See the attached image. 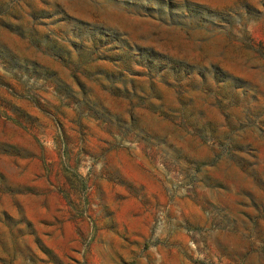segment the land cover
<instances>
[{"label":"rangeland","instance_id":"374dc122","mask_svg":"<svg viewBox=\"0 0 264 264\" xmlns=\"http://www.w3.org/2000/svg\"><path fill=\"white\" fill-rule=\"evenodd\" d=\"M0 264H264V0H0Z\"/></svg>","mask_w":264,"mask_h":264}]
</instances>
